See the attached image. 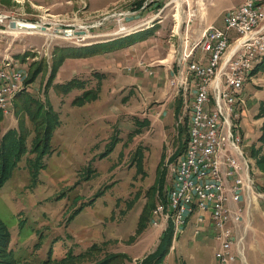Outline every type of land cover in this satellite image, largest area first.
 Segmentation results:
<instances>
[{
	"label": "rangeland",
	"instance_id": "374dc122",
	"mask_svg": "<svg viewBox=\"0 0 264 264\" xmlns=\"http://www.w3.org/2000/svg\"><path fill=\"white\" fill-rule=\"evenodd\" d=\"M240 2L0 0V15L6 16L0 20V66L17 61L26 70V77L38 65L42 70L28 86L13 87V94L8 93L6 113L1 110L5 116L0 122V137L17 129L29 135L32 123L28 115L34 112V105L26 110V99L41 103L44 109L50 106L59 121L37 175L33 178L28 167V160L36 154L27 152L0 188V220L10 233L9 249L18 263L43 264L48 260L56 264L68 252L78 255L96 244L103 253L124 254L123 264H141L159 250L163 233L151 226V209L162 203L179 156L173 162L170 159L186 143L192 95L188 90L185 95L160 96V84L154 80L158 81V73L164 68L156 67L150 78L146 73L137 75L128 65L137 64L139 56L135 54L141 52L145 58L144 53L151 51L154 54L147 63L156 66L173 55L174 66L184 50V41H189L188 48L198 51L191 59L196 62L201 55L197 44L201 26L222 29L225 13ZM10 21L42 25L45 30L13 32ZM153 25L155 35L139 45L141 51L126 47L124 53H129L124 56L110 52L67 58L47 85L55 50L83 49ZM69 30L72 36L65 35ZM190 62L181 61L185 73ZM262 72L259 68L245 79V114L240 115L243 125L233 129L243 138L244 161L253 188L248 204L238 205L241 219L233 232L232 247L237 252L234 264H264V165L258 168L252 154L264 149L258 141L264 123ZM168 76V71H163L161 81L168 82ZM141 77L149 82L146 88L152 87V96L137 88L135 82ZM71 81L76 86L66 92L65 86ZM238 118L239 111H235L232 123H239ZM245 119L252 130L245 128ZM143 120L148 124L139 125ZM33 136L26 143L29 151ZM162 177L161 192L152 189ZM168 228L175 234L173 227ZM193 231L195 223L183 227V235L175 241L172 238L159 264H220L214 259L215 244L210 235L193 237ZM155 257L151 256L150 264Z\"/></svg>",
	"mask_w": 264,
	"mask_h": 264
},
{
	"label": "built area",
	"instance_id": "2783aa9c",
	"mask_svg": "<svg viewBox=\"0 0 264 264\" xmlns=\"http://www.w3.org/2000/svg\"><path fill=\"white\" fill-rule=\"evenodd\" d=\"M261 4L262 0H246L225 13L222 29L209 26L201 55L190 72L194 91L188 134H193V142L173 166L165 204H156L151 212V226L162 233L172 227V220H179V228L172 234L174 241L183 235L184 226L195 223L191 236L210 235L215 244L214 259L220 264H234L237 259L232 246L233 232L241 219L238 205L248 204L253 197L251 173L244 164L243 138L233 136V129L241 127L232 123V111H239L240 118L245 69L264 57V30L256 36L243 34V27L255 22ZM67 32V36L73 35ZM225 42H232V51L225 56L214 85L206 86L216 48ZM182 57L183 52L177 61L178 72L169 79L175 96H180L183 85ZM138 67L143 72L149 68L142 63ZM26 78V70L17 61L0 66V100L6 107L7 92L25 86Z\"/></svg>",
	"mask_w": 264,
	"mask_h": 264
},
{
	"label": "trees",
	"instance_id": "16d2710c",
	"mask_svg": "<svg viewBox=\"0 0 264 264\" xmlns=\"http://www.w3.org/2000/svg\"><path fill=\"white\" fill-rule=\"evenodd\" d=\"M156 27L153 25L151 28H147L138 32H135L130 35L123 36L118 39H114L111 41H107L105 43L101 44H95L90 45L89 47L86 46V48L75 50V49H57L55 50V60H53V66L51 68V71L48 75L47 79V85H51L54 78L56 77V74L58 72V69L62 65L65 59L67 58H79V57H85L100 53H110L114 52L126 47L131 46L132 44L136 42H142L147 40L148 38L155 35ZM126 40H130V42H127ZM104 45L105 47H102ZM25 55L22 57V61H24ZM259 65V66H257ZM254 70L251 72L253 74L256 70L260 68L261 71H264V59L257 64ZM41 67L38 65L32 72L31 75H28V77L25 80V85L28 86V83H32L37 76L41 73ZM76 83L74 81H71L68 83L66 87V92L71 91L73 88H75ZM19 93L14 98V101L23 93ZM89 93L85 92V95ZM23 104L26 105V110L30 109L32 105H34V112L29 113L30 122L32 123V129L29 132V135L26 136L27 132L22 130H8L5 134H3L0 137V188L5 184V182L11 177V174L15 168H17L18 164L22 160V157L27 152H32L36 154L35 158L28 160V167H31L29 169L32 172V177L37 175L38 171L40 170V167H43L41 164L42 157L46 155L47 152H45L46 149L49 150L50 147V141L52 137V133L54 132L56 126L58 125V119L57 115L52 111V108L49 106L48 109H44L41 103L37 101H31V100H24ZM2 116H5L2 111L0 110V122L2 121ZM138 122V121H137ZM139 125L144 124L147 125V121L143 120L141 122H138ZM26 129V128H25ZM30 130V129H26ZM261 136L259 137L258 141L264 146V123L261 128ZM136 132V131H135ZM138 132V131H137ZM34 133L33 139H32V149L29 151L27 148V140L29 136ZM188 145V133H187V139L185 145L181 148V153L174 154L173 157L170 159V161H174L177 156H182L184 153L185 148H187ZM253 150V149H252ZM38 153V155H37ZM256 156V166L259 168L260 166L264 165V149L262 151L254 154ZM252 156V155H251ZM178 157V158H179ZM177 158V159H178ZM32 167L36 168L33 169ZM39 167V168H38ZM164 184L163 177L160 178L158 184H155L156 188H153L154 190H157L158 192H161L162 187ZM167 193V190H166ZM166 193L163 195L162 203L165 204L166 201ZM153 205V204H152ZM156 205V204H155ZM153 205V208L155 207ZM151 209V211L153 210ZM143 213V212H142ZM142 213L139 217L138 225L140 227V224L142 222ZM150 217V215H149ZM138 227V228H139ZM140 230V228L138 229ZM172 242V231L170 228H168L161 237L159 250L156 251L151 256H155L154 263L153 264H159L162 259L167 255ZM9 243H10V233L7 229V227L3 224V222L0 220V264H20L18 263L15 258H13L11 250L9 249ZM51 250V249H50ZM48 251V254L51 253V251ZM102 250V249H100ZM99 250V248L96 246V244H92L91 247L87 251H84V253H80L78 255H74L71 252L67 253V256L57 262L56 264H65L67 262H70L69 264H80V263H86L89 262V264H123L121 263L122 260H125L126 256L124 254H114V253H103ZM150 256V258H151ZM149 257L146 258L141 264H150L152 261ZM150 259V260H149ZM43 264H49V261L46 260L43 262Z\"/></svg>",
	"mask_w": 264,
	"mask_h": 264
},
{
	"label": "bare ground",
	"instance_id": "6f19581e",
	"mask_svg": "<svg viewBox=\"0 0 264 264\" xmlns=\"http://www.w3.org/2000/svg\"><path fill=\"white\" fill-rule=\"evenodd\" d=\"M264 10V1L262 0V4L260 7V11L256 16L255 22H253L251 25L243 27V34L249 35V36H256V34L262 32L264 30V15L262 14ZM41 26V25H40ZM38 27V24L34 25L31 23H24V22H19L16 21V27L14 29H11L13 32L18 31V32H30L32 30H36ZM49 32L46 29V35L49 36ZM69 32H66V36L69 35ZM209 34V29L204 30L201 34L200 41L198 43V48L201 50L203 47L204 39L208 37ZM232 51V42H225L222 44L220 48H216V53L213 56V62L211 64V68H209V73L206 74V86H213L214 85V80L216 78V73H218L220 70H222V65L223 61L225 59L226 55H230V52ZM192 55L191 54H186L183 55V59H190ZM264 58V57H263ZM182 59V60H183ZM260 59L255 60L251 66H248L245 69V79L248 78L251 74V72L254 70L256 65L259 63ZM6 64V63H5ZM196 62L191 61L188 64V70L185 73L184 71L181 70V76H182V88H181V93L184 95L187 93L188 90H190V93L194 91V80L192 77V74L190 73L191 70L194 69ZM4 66H10V65H4ZM15 89V87H14ZM8 93H12L11 91L7 92V105L9 103V96ZM13 94V93H12ZM10 95V94H9ZM0 110L5 111L6 106L4 105V102L0 100ZM234 112L232 111V116H234ZM6 113V111H5ZM188 132H189V123H188ZM233 136H240L238 133H235L233 131ZM191 142H193V134H188V145L187 148H191ZM244 164L246 165V162L244 161ZM247 170L249 171L248 166L246 165ZM172 227L179 228V220H172ZM185 227V226H184Z\"/></svg>",
	"mask_w": 264,
	"mask_h": 264
},
{
	"label": "crops",
	"instance_id": "0c3cea01",
	"mask_svg": "<svg viewBox=\"0 0 264 264\" xmlns=\"http://www.w3.org/2000/svg\"><path fill=\"white\" fill-rule=\"evenodd\" d=\"M243 1L244 0H241V2L237 5V6H239L240 4H242L243 3ZM202 2V1H201ZM204 3V2H203ZM205 10H204V14H203V18H205ZM208 26H206V27H204V26H201V29H200V34H199V38H200V36H201V34H202V32L204 31V30H206V28H207ZM208 29V28H207ZM233 36V35H232ZM199 40V39H198ZM197 42V41H196ZM195 42V43H196ZM145 43V41H143V42H138V43H136L134 46H130V47H127V48H136V49H134L135 51L136 50H140L141 51V47H139V45L141 44V46H142V44H144ZM188 43H189V41H184V50L182 51V52H184L183 53V55H186V54H191L192 56L190 57V61H193V60H191L192 59V57L194 56V57H196V53L198 52V51H194V47L192 48V47H190V48H188ZM198 44V43H197ZM137 46V47H136ZM125 50H127L126 48H123V49H120V50H117V51H114V52H112L111 54H120L121 56H124V54H126V53H129V51H126V53H124L125 52ZM140 54H135V56L137 55V56H139V57H136V60H137V64H129L128 65V67H131V68H133V71L134 72H136L137 73V75H142L143 73H146V74H148L149 75V77L150 78H152L153 76H154V71L157 69L156 67H162V68H164V69H162V72L163 71H165V72H167L168 71V77H169V79L171 78V76L172 75H174L175 73H177L178 72V66H177V61H178V58L180 57V55L176 58V60H175V65L174 66H172L173 64H171L172 62H173V58H174V56L173 55H169V57L167 58V59H165L164 61H166L165 63H158L159 65H156V66H153V64L152 63H147V61H149V58L148 57H151V56H153V54L154 53H152L151 51H146L145 53H144V56H145V58H143V54H141V52H139ZM198 58L200 57V55L199 56H197ZM182 59H183V57H182ZM153 62H155V61H153ZM139 63H142V64H144V65H146V66H149V68H148V71L147 72H143L141 69H137L136 68V66L139 64ZM149 64H152V65H149ZM185 65H187V63H185ZM139 68V67H138ZM156 68V69H155ZM115 69V68H114ZM180 69V68H179ZM116 70V69H115ZM114 70V71H115ZM182 71H184L183 69H181ZM149 71L150 72H152V74L150 75L149 74ZM115 72H117V70L115 71ZM158 72H159V69H158ZM162 72L159 74L158 73V77L159 78H157V80L158 81H156V80H154V82H155V84H160V86L158 87L159 88V94H160V96H166L167 94H172V97L173 96H175V90L172 88V87H170L169 86V79H168V82L167 81H165V82H163V81H161L162 79H160L161 78V75H162ZM263 76H264V72H262L261 73ZM105 75V74H104ZM106 77H108V76H104V78L105 79H107ZM116 79H120V77H117ZM121 80V79H120ZM149 83V82H148ZM147 81H143V79H142V77L137 81V82H135V84H136V86H137V88H140V89H143V93H147V94H149L150 96H152V94H153V90L151 89L152 87H147L146 88V86H147ZM155 89H157V88H155ZM145 96V95H144ZM243 98H244V96H243ZM147 100H148V98H146ZM149 99H151V98H149ZM165 104H163V105H161V106H164ZM244 108L245 107H243L242 108V111H241V113H243V114H245V111H244ZM239 119V125H240V127H241V125H243L242 124V122H243V120H242V122H241V118H238ZM244 126H245V128L247 129V130H252L251 129V127H250V124H249V122L245 119V121H244ZM239 129V128H238ZM241 133H244V130L243 129H241ZM193 228H194V226H192Z\"/></svg>",
	"mask_w": 264,
	"mask_h": 264
},
{
	"label": "water",
	"instance_id": "95a60500",
	"mask_svg": "<svg viewBox=\"0 0 264 264\" xmlns=\"http://www.w3.org/2000/svg\"><path fill=\"white\" fill-rule=\"evenodd\" d=\"M4 18H6L4 15H0V20H3ZM35 25V24H34ZM37 25V24H36ZM9 27L11 28V29H14L15 27H16V23H15V21H10L9 22ZM38 27H39V29L40 30H42V31H44L45 30V27L44 26H40V25H38Z\"/></svg>",
	"mask_w": 264,
	"mask_h": 264
}]
</instances>
